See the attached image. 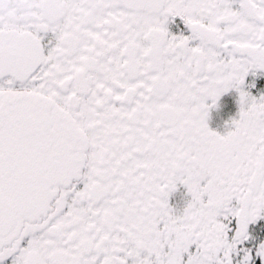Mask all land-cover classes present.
<instances>
[{
	"label": "snow or ice",
	"instance_id": "1",
	"mask_svg": "<svg viewBox=\"0 0 264 264\" xmlns=\"http://www.w3.org/2000/svg\"><path fill=\"white\" fill-rule=\"evenodd\" d=\"M0 264H264V0H0Z\"/></svg>",
	"mask_w": 264,
	"mask_h": 264
},
{
	"label": "flooded vegetation",
	"instance_id": "2",
	"mask_svg": "<svg viewBox=\"0 0 264 264\" xmlns=\"http://www.w3.org/2000/svg\"><path fill=\"white\" fill-rule=\"evenodd\" d=\"M234 111V108L232 107L231 103H229V106L227 108H224L223 110L219 112H213V120H212V126L217 127L218 125H222L223 121L228 118L230 114Z\"/></svg>",
	"mask_w": 264,
	"mask_h": 264
}]
</instances>
